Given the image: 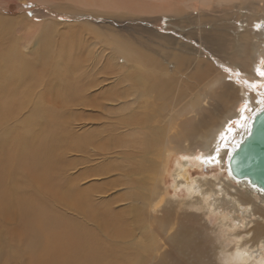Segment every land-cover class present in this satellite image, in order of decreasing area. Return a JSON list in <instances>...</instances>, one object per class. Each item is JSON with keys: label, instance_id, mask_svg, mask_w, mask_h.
I'll use <instances>...</instances> for the list:
<instances>
[{"label": "rangeland", "instance_id": "obj_1", "mask_svg": "<svg viewBox=\"0 0 264 264\" xmlns=\"http://www.w3.org/2000/svg\"><path fill=\"white\" fill-rule=\"evenodd\" d=\"M260 2L0 0L3 49L17 63L20 58L37 61L35 71L14 74L11 112L4 113L7 97L0 98V152L6 156L0 185L15 202L9 214L0 211V230L5 229L0 232V264H30L32 256L42 253L29 244L30 235L20 225L62 224L88 226L113 238L116 254L131 258L128 264H223L221 250L234 245L224 243L220 219L199 212L183 187L173 188L175 164L188 154L171 151L167 172L163 162L166 149L178 145L171 137L185 129L192 101L220 70L212 60L230 62L235 52H217L216 44L205 39L204 27L223 18L247 25L254 19L253 7L262 8ZM237 24H227L228 33L234 35ZM171 51L189 61L175 69ZM7 71L0 69V83ZM163 81L158 91L152 89ZM68 85L83 90L73 97ZM212 103L210 124H215L228 105ZM59 125L58 132L67 136L62 142L70 146L55 152L58 170L54 167L44 178L30 168L26 152L36 145V154ZM8 128L10 133H2ZM214 172L219 174L204 165L201 171L192 169L191 177L201 180ZM231 186L233 192L240 184ZM55 188L77 192L64 202ZM81 203L89 210L79 208ZM103 224L120 234L103 232ZM182 237L190 243L181 242ZM110 256L115 257L114 251Z\"/></svg>", "mask_w": 264, "mask_h": 264}, {"label": "bare ground", "instance_id": "obj_2", "mask_svg": "<svg viewBox=\"0 0 264 264\" xmlns=\"http://www.w3.org/2000/svg\"><path fill=\"white\" fill-rule=\"evenodd\" d=\"M246 1L251 2V0ZM257 1L253 0V3L249 4H255ZM263 1L260 2L263 3L260 10L259 7L254 10L253 7L254 19L249 20L247 25H244L242 20L236 22L238 24L235 25L234 35L228 33L231 30L227 24L234 25L236 23L230 22L228 18L216 19L217 21L214 20L211 26L206 25L204 27L206 29L205 39L216 44L217 52L225 53L232 51V49H235V52L230 58V62L217 57H214L217 59L210 57L220 70H215V79L209 81L208 85L205 84L206 86L201 89V92L199 91L198 97L192 101L187 112L189 118L182 123L185 129L176 135L173 133L174 135L171 137V140L178 142V145L168 147L164 155L163 163L167 172V168L170 167L173 160L171 151H176V155L188 154L187 158L175 164V170L172 174L173 188L176 190L183 187L191 200V204L199 207V212H203L206 217L216 215L220 219L218 229L221 228L224 232V243L230 242L234 245L232 249L223 247L221 250L223 264H264V195L257 189L251 188L247 182L236 181L230 175L227 164L233 147L247 134L252 118L264 108V77L260 75V72H264V12L263 15L259 14L264 9ZM173 6L175 7V5ZM222 20L224 23H218ZM198 23L200 25V22ZM199 25L195 26L200 29ZM7 26H9L8 23ZM204 28L203 30H205ZM0 42V69L8 70L4 82L0 83V98L7 97L3 101V109L4 113H9L11 112L14 94L12 87L14 74L16 72L23 73L24 70L26 73L35 71L37 61L20 58L17 63L15 56L11 55L7 49H3L2 40ZM169 55L175 61V69H181L180 67L189 61L188 58L179 55L177 52L171 51ZM126 61L132 62L128 59ZM198 70H201V65ZM158 84L161 86L164 81L155 83L152 85V89L156 88L158 91ZM66 88L67 93L73 97L78 96L77 93L83 90L82 86L79 88L75 85H68ZM254 92H258L259 95L254 96ZM212 101L222 103L221 105H228L219 122L215 124H210L214 120L216 108H214ZM59 127L61 126L56 127L52 135L40 142L39 145L42 147L36 154L33 152L36 145H32V148L26 152L30 168L33 171H39L44 178H47L54 167L58 170L60 160L55 156V152L60 153L61 149L70 146L68 142H62L67 139V136L64 132H58ZM4 131L2 133L11 132L10 128ZM229 141L232 142V146L228 145ZM197 151H200L201 155H197ZM209 157H211L210 161ZM5 158L6 156L0 152V174L3 173L1 163ZM204 165L216 169L219 174L214 172L212 176H202L201 180L192 178L191 170L201 171ZM225 172L228 175L224 176ZM46 182L48 183V181ZM233 182L240 184V186L239 189L232 192L231 185ZM0 187L3 190L0 192V211L9 214L8 212L15 207V202L14 199L7 198L9 196H6L7 191L4 186L0 185ZM55 189L58 191L59 198L63 199L64 202H67L64 197L70 196L71 192H77V189L72 188L70 191L63 192ZM225 197L228 201L224 199ZM157 200L158 198H155V201ZM77 203L78 199H76L74 206ZM16 205L19 208L24 207V204L21 203ZM227 206L231 207L233 211L229 212ZM79 208L87 209L88 207L87 204L81 203ZM155 208L160 207L155 205ZM236 214L240 215L236 216ZM47 220L49 221V218ZM20 226L30 235L29 244L33 248L42 250L37 258L32 256L30 264H128V260L131 259L126 257L127 255L118 256L116 254L118 247L114 244L115 242H112L113 238H103L102 234L101 236L88 226L63 224ZM100 226H102L103 232L112 231L113 237L120 234L110 225L103 224ZM244 229H247L246 233L241 234L240 232ZM4 230L2 228L0 232ZM184 232V230L181 231V233ZM2 236L3 234L0 233V241ZM185 239L186 237H182L181 242L189 244L190 241H185ZM112 251L115 254L114 258L110 256ZM43 257L46 260L44 262Z\"/></svg>", "mask_w": 264, "mask_h": 264}, {"label": "water", "instance_id": "obj_3", "mask_svg": "<svg viewBox=\"0 0 264 264\" xmlns=\"http://www.w3.org/2000/svg\"><path fill=\"white\" fill-rule=\"evenodd\" d=\"M230 175L264 195V108L252 118L247 134L232 149Z\"/></svg>", "mask_w": 264, "mask_h": 264}, {"label": "snow or ice", "instance_id": "obj_4", "mask_svg": "<svg viewBox=\"0 0 264 264\" xmlns=\"http://www.w3.org/2000/svg\"><path fill=\"white\" fill-rule=\"evenodd\" d=\"M260 75L264 77V72H260ZM211 160V157H209V161ZM218 162V161H217Z\"/></svg>", "mask_w": 264, "mask_h": 264}]
</instances>
